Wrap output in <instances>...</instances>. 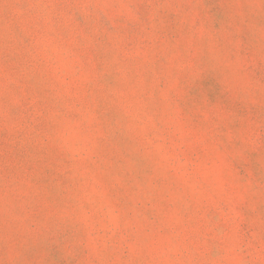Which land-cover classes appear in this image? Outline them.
<instances>
[{
	"label": "clouds",
	"instance_id": "9594fccd",
	"mask_svg": "<svg viewBox=\"0 0 264 264\" xmlns=\"http://www.w3.org/2000/svg\"><path fill=\"white\" fill-rule=\"evenodd\" d=\"M0 264H264V0H0Z\"/></svg>",
	"mask_w": 264,
	"mask_h": 264
}]
</instances>
